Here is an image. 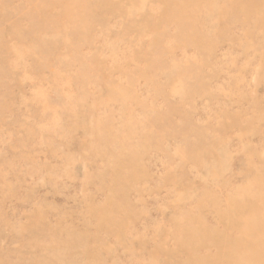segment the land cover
Masks as SVG:
<instances>
[{"label":"rangeland","instance_id":"374dc122","mask_svg":"<svg viewBox=\"0 0 264 264\" xmlns=\"http://www.w3.org/2000/svg\"><path fill=\"white\" fill-rule=\"evenodd\" d=\"M0 264H264V0H0Z\"/></svg>","mask_w":264,"mask_h":264}]
</instances>
